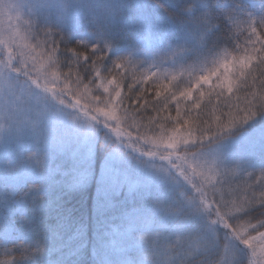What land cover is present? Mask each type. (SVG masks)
Wrapping results in <instances>:
<instances>
[{
	"label": "trees",
	"instance_id": "obj_1",
	"mask_svg": "<svg viewBox=\"0 0 264 264\" xmlns=\"http://www.w3.org/2000/svg\"><path fill=\"white\" fill-rule=\"evenodd\" d=\"M143 3L141 8L147 7L151 12L149 16L158 14L168 19L177 26L180 35L181 28L189 27L194 16L198 24L192 41L199 45L198 48L181 60L174 57L164 59L162 63L148 54L136 53L130 47L131 37L124 40L122 32L115 33L125 28L123 22H118L117 14L123 20L132 14L128 3H120L123 7L120 4L114 7L117 19L111 14L113 11L106 16L108 22L105 25L112 30L106 36L88 37L53 22H38L44 47L55 55L51 68L57 71L62 83H71L72 94L65 88L47 86L34 73L9 63L10 69L21 78L27 76L37 86L52 91L57 98L78 106L81 105L75 100V93L81 97L84 91L100 92L97 88L99 77L112 81L119 92L118 102L127 116V123L115 127L99 123V118H95L98 134L90 166L93 175L83 183L77 180L71 183L70 171L51 170L55 164L72 165L61 153L37 152L32 146L24 148L25 155L38 153L34 157L39 156L37 159L41 161L45 160L44 153H55L56 157L39 166L33 163L32 176L27 174L29 176L20 182L5 186L6 199L0 202V264H260L248 241L253 234L264 232V157L258 156L254 164L241 165L244 176L238 174L237 179L248 180V184L244 182L243 185L244 188L251 186L248 195L245 194L251 206L225 217L219 216L222 212L218 208L204 211L211 217L214 213L219 214L216 223L210 220L216 234L214 248L202 249L198 245L200 239L192 231L187 234V241L192 244L191 252L183 255L186 250L181 252V216L175 215L173 220L166 221L172 226L173 233L170 234V228L161 233L160 220H147L152 215L151 212L148 214L149 210L139 209L134 213L133 208L129 209L132 206L126 203L123 209L129 214L125 217H135L136 222H130L134 226L130 223L126 226L127 235L144 236L145 241L129 243L131 246L125 251L128 261L121 251H117L122 242L115 239L117 230L112 223L116 219L109 220L108 217L121 209L113 203L103 206L97 202L99 169L111 146L105 141L106 134L109 135L106 132L120 130L125 133L126 140L114 136L115 142L123 150L138 154L128 143L141 145L140 132L144 136H155L184 129L210 136L215 130L230 125L234 127L231 135H236L264 121L263 10L256 12L252 0H144ZM190 10L192 14H189ZM140 11L137 8L134 12V22L138 19L136 14L142 16ZM89 29L94 31L98 26L90 23ZM104 38L113 43L112 49L105 47L101 41ZM191 63L193 65H189ZM179 64L189 65V68L181 69ZM160 67L163 73H160ZM84 113L88 117L94 115L90 110ZM242 116L241 123L234 126ZM130 124L132 127L137 125L138 132ZM167 157L155 159L169 165ZM176 166L180 174L181 164ZM186 170L189 173L180 179L187 196L204 207L209 200L208 192L199 175L185 165ZM258 172L262 176L257 188ZM1 186L0 183V190ZM136 204L134 202V206ZM172 212L171 208L166 210L169 215ZM193 223L196 228L201 227L199 220H193ZM227 243L242 252L235 253L231 263L221 260ZM260 256L264 259L263 251Z\"/></svg>",
	"mask_w": 264,
	"mask_h": 264
},
{
	"label": "rangeland",
	"instance_id": "obj_2",
	"mask_svg": "<svg viewBox=\"0 0 264 264\" xmlns=\"http://www.w3.org/2000/svg\"><path fill=\"white\" fill-rule=\"evenodd\" d=\"M143 2L144 0H0V191L4 190L0 194L1 203L6 199L5 186L18 183L25 176H32V165L39 166L44 161L49 162L56 157L55 153H44L45 160L41 161L37 159L39 156L34 157L38 153L29 157L25 155L24 148L32 146L37 152L51 150L61 153L64 159H70L72 165L65 167L55 164L51 170L63 173L70 171L71 183H74L73 180L83 183L93 175L90 166L98 134L95 118H99V123L115 127L127 123V116L118 102L119 92L114 88L112 81L99 77L97 88L100 92L84 91L81 97L75 93L74 98L81 105L78 106L76 103L57 98L52 91L48 89L47 92L46 88L37 86L27 76L21 78L10 69L9 63L34 73L47 86L65 88L71 93V83H62L57 71L51 68L55 55L44 47L43 35L38 33V22H53L88 37L98 34L106 36L112 33L110 26L105 25L108 22L106 16L113 11L111 14L116 18L114 7L120 3H128L132 14L129 12L131 15L125 20L117 14L119 19H116L123 22L125 28L116 30L115 33L122 32L120 34L124 40L128 36L131 37L130 47L136 53L148 54L162 63L174 57L181 60V57L198 48L199 45L192 41L197 32L195 26L198 24L194 16L191 24H188L189 27L181 28L180 35L177 26L168 19L159 17L158 14L149 16L151 12L148 8H141ZM252 2L256 12L264 11V0ZM137 8L141 9L142 16L136 14V22L142 27L134 22V12ZM188 12L192 14V10ZM105 13L106 15H103ZM139 18L147 21V24H142L143 21ZM90 23L98 26V29L91 31ZM101 41L108 49L113 48V43H108L107 39ZM179 65L181 69H188L189 65L193 64L186 67ZM159 71L164 72L161 67ZM87 110L94 115L86 116L84 112ZM242 118L244 117H239L234 126L241 123ZM130 125L132 127V124ZM132 129L138 132L137 125H133ZM233 130L234 127L229 125L215 130L210 136L197 135L184 129H175L155 136H144V133L140 132L138 135L141 145L128 143L138 154L123 150L119 143L115 142L114 136L124 140L128 138L122 131L106 132L109 133L106 136L104 133L105 141L111 146L99 169L97 202L103 206L108 202L113 203L121 209L119 213H113L108 218L116 219L112 223L113 228L117 230L115 239L120 244L122 242L117 251H121L127 261L130 259L126 258L125 251L132 244L144 242L145 237L133 238L127 235L129 231L125 229L126 226L130 222H136L135 217H125V214H129L128 210L123 209L126 203L132 206L129 209L133 208L134 213L139 209L149 210L148 214L151 212L152 215L147 220H160L158 227L161 233L169 228L170 234L173 233L172 226L166 221L173 220L175 215L181 216V252L186 250L183 255L191 252L192 248V244L187 241L188 232L193 231L197 239H200L198 245H201L202 249L211 250L216 242L211 221L216 223L215 220H219V216L236 214L251 206L246 198L251 186L244 188L243 185L244 182L245 185L248 184V180L241 182L237 179L238 174L243 175L241 165H252L255 163V157H264V121L255 123L251 129L236 135H231ZM134 137L135 135L129 138ZM166 155L169 165L155 159ZM176 164H181L180 174ZM185 165L199 175L208 192L209 200L205 202L204 207L192 200L191 196H187L180 179H184L185 174L189 173L188 170L185 171ZM259 176L262 175L259 173ZM134 202L137 203L136 206ZM170 208L173 212L169 215L166 210ZM217 208L222 212L219 216L216 213L213 217L204 214V211ZM193 220H199L198 226L201 227L196 228ZM178 233L177 223L176 234ZM248 241L252 244L259 263L264 264V259L260 256V251L264 252V232L253 234ZM227 247V250H223L221 260L231 263L234 254L242 252L228 243ZM125 259L123 262L127 263Z\"/></svg>",
	"mask_w": 264,
	"mask_h": 264
}]
</instances>
